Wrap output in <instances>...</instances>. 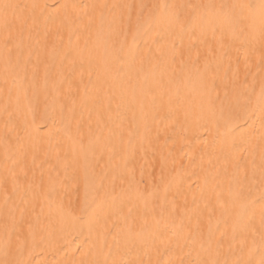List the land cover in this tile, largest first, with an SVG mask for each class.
I'll return each instance as SVG.
<instances>
[{"label": "bare ground", "instance_id": "6f19581e", "mask_svg": "<svg viewBox=\"0 0 264 264\" xmlns=\"http://www.w3.org/2000/svg\"><path fill=\"white\" fill-rule=\"evenodd\" d=\"M0 264H264V0H0Z\"/></svg>", "mask_w": 264, "mask_h": 264}]
</instances>
